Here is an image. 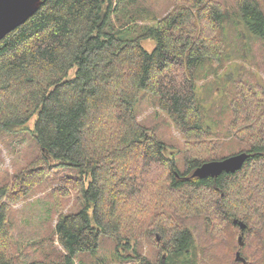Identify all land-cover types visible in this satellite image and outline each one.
<instances>
[{"label":"trees","instance_id":"1","mask_svg":"<svg viewBox=\"0 0 264 264\" xmlns=\"http://www.w3.org/2000/svg\"><path fill=\"white\" fill-rule=\"evenodd\" d=\"M231 1L264 39V0ZM136 2L45 0L0 42V134L23 131L37 115L33 159L0 188V264L20 258L9 204L40 187L57 218L51 248L29 264H76L80 255H88L82 264H97L90 258L102 237L120 264H164L163 255L165 264H264V85L239 82L232 101L229 129L238 154L248 155L242 170L193 178L224 158L197 95L198 68L222 60L224 5L167 0L173 9L161 17L138 9L124 22ZM144 40L155 42L152 52ZM142 91L157 97L179 134L170 147L180 151L183 172L140 120ZM235 220L247 226L243 234Z\"/></svg>","mask_w":264,"mask_h":264},{"label":"rangeland","instance_id":"2","mask_svg":"<svg viewBox=\"0 0 264 264\" xmlns=\"http://www.w3.org/2000/svg\"><path fill=\"white\" fill-rule=\"evenodd\" d=\"M114 1L118 2V0ZM221 2L224 5V17L220 36L225 44V50L220 62L207 59L198 68L197 95L203 112L204 126L210 130L212 139H218L224 144L221 155L228 158L242 150V147L233 140V134L229 129L234 117L232 101L237 84L243 82L252 87L264 85V39L248 29L241 13L231 0H221ZM118 7L120 8V4L117 5ZM169 7L167 0H137L131 7L132 13L128 20L124 22H132V17L137 19L139 16L134 11L138 9L142 12L147 10L148 16L153 18L154 15L161 17L162 9L166 12L173 9V7L168 9ZM118 19L117 12H113L111 20L116 22V25ZM140 22L153 24L151 18ZM142 45L152 52L155 42L144 40ZM74 73L75 69L70 73V77ZM156 102H158L157 97L142 91L136 110L142 113L140 120H143L149 131L156 133L160 141L169 145L167 154L175 155L177 166L183 172L180 151L170 147L182 140L172 122L156 106ZM36 120L37 115L30 120L23 131L0 134V188L33 159L36 151ZM40 188L41 190L38 189L28 200L15 205L9 204L7 210L14 252L20 254L16 264L36 261L43 246L48 248L52 246V233L57 216L53 210L50 191ZM35 242L38 244L34 245ZM112 242L111 239L102 237L99 250L90 261L93 259L97 264H120L122 258ZM56 246L59 248L58 244ZM164 256L166 257L163 255V258ZM84 261L89 262L88 255H80L76 259V264H82Z\"/></svg>","mask_w":264,"mask_h":264},{"label":"water","instance_id":"3","mask_svg":"<svg viewBox=\"0 0 264 264\" xmlns=\"http://www.w3.org/2000/svg\"><path fill=\"white\" fill-rule=\"evenodd\" d=\"M45 0H0V42L12 31L26 23L33 15L37 13ZM248 155L240 153L219 161H212L203 164L197 168L192 177L206 179L209 177H219L224 173H236L244 167ZM234 226H238L242 232L247 226L243 222L235 220ZM158 240L160 238H157ZM243 237L240 236L238 241L243 245ZM164 264L166 257L164 256ZM237 261H244L240 253H237Z\"/></svg>","mask_w":264,"mask_h":264},{"label":"bare ground","instance_id":"4","mask_svg":"<svg viewBox=\"0 0 264 264\" xmlns=\"http://www.w3.org/2000/svg\"><path fill=\"white\" fill-rule=\"evenodd\" d=\"M207 179V178H206Z\"/></svg>","mask_w":264,"mask_h":264}]
</instances>
